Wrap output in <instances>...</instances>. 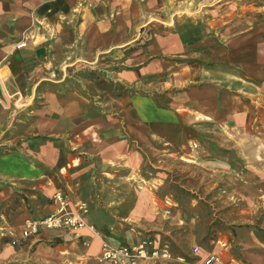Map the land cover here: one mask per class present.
I'll list each match as a JSON object with an SVG mask.
<instances>
[{"label":"crops","instance_id":"obj_1","mask_svg":"<svg viewBox=\"0 0 264 264\" xmlns=\"http://www.w3.org/2000/svg\"><path fill=\"white\" fill-rule=\"evenodd\" d=\"M261 6L0 0V264H112L104 243L136 244L139 228L173 214L172 197L157 200L155 185L149 196L140 189L139 161L199 153L202 126L234 139L209 150L237 155L209 153L202 162L224 172L233 193H264V17L244 13ZM92 83L105 90L93 96ZM236 162L245 169L235 170ZM61 191L89 205L92 228L25 237L27 221L51 214ZM213 253L219 264H264V223L243 228L238 241L194 245L193 263Z\"/></svg>","mask_w":264,"mask_h":264},{"label":"rangeland","instance_id":"obj_2","mask_svg":"<svg viewBox=\"0 0 264 264\" xmlns=\"http://www.w3.org/2000/svg\"><path fill=\"white\" fill-rule=\"evenodd\" d=\"M248 1L250 4L260 3L262 6L259 11L254 7H246L244 13L251 17L260 15L259 17L263 18L264 0ZM252 21L253 19L249 20L248 24L251 25ZM72 74L81 77L82 72ZM63 84L66 85L67 82H58L53 85L62 86ZM69 84L82 88V82ZM92 84L90 86L93 96L100 93V88L105 90V87ZM226 136V134H220L213 125L202 126L197 136L199 147L192 145V149L200 148L199 153L193 150L173 155L156 152L150 156L145 154L142 161H139L137 180L141 182L140 189L149 196L148 187L155 185L154 195L159 197L157 200H164L165 197L170 196L175 201L170 218L157 215L159 218L161 216V219H157L158 225L151 229L137 230L142 233L141 239L150 237L161 242L162 247L169 250L168 259L171 260L169 264H194L195 258L192 255L194 245L211 248L220 238H227L230 242L233 239L238 241L243 228L257 229L264 223V193L258 197L259 194L256 192H250V195H255L254 197L233 193L232 191L236 190L235 184L228 181L225 173L206 166L200 159V155L235 154L231 149L224 147L216 152L208 149L214 148L212 145L220 147L221 144L234 143L232 136L228 135L229 140ZM235 157H237L236 154ZM237 159L239 160L240 157L238 156ZM236 163L235 170L245 169L241 162ZM127 185L129 184H117V187L126 189ZM237 195L240 198L235 197ZM146 200L147 198H144L142 201ZM237 246L242 245L240 243ZM240 249H238L239 256H241Z\"/></svg>","mask_w":264,"mask_h":264},{"label":"built area","instance_id":"obj_3","mask_svg":"<svg viewBox=\"0 0 264 264\" xmlns=\"http://www.w3.org/2000/svg\"><path fill=\"white\" fill-rule=\"evenodd\" d=\"M26 46L25 39L17 44L18 48ZM54 201L56 207L51 214L40 219L27 221L25 237L37 235L43 230H67L80 233L86 228H92L86 221V216L89 213V205L86 202L73 204L71 199L62 191L55 194ZM102 250L103 259L112 264H141L145 261L170 257L169 250L158 248L155 241L150 237L143 238L136 244L111 246L104 243ZM199 250V247L194 248L195 253H198ZM220 262L221 256L213 253L207 257L204 264H219Z\"/></svg>","mask_w":264,"mask_h":264}]
</instances>
